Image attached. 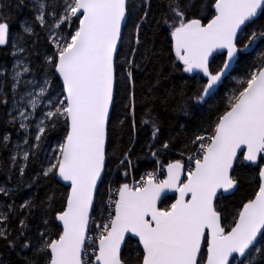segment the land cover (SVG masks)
I'll return each mask as SVG.
<instances>
[{"label":"snow or ice","instance_id":"snow-or-ice-1","mask_svg":"<svg viewBox=\"0 0 264 264\" xmlns=\"http://www.w3.org/2000/svg\"><path fill=\"white\" fill-rule=\"evenodd\" d=\"M31 5V20L14 32L12 4L0 0V49L12 58L0 63V108L5 124L23 132L22 144L0 135L9 152L0 167L18 176L16 190L0 186V196L49 180L66 191L59 207L54 194L4 202L0 241L9 254H24L23 264H264V0H167L159 19L152 0ZM153 23L164 29L172 73L195 81L180 92L185 115L218 94L220 102L172 159L176 138L160 139L158 121L144 120L152 126L148 154L161 166L137 179L135 139L117 156L111 113L126 100L135 131L134 72L141 33ZM141 55L149 59L147 50ZM53 131L61 138L25 181ZM35 211L43 230L30 223Z\"/></svg>","mask_w":264,"mask_h":264},{"label":"trees","instance_id":"trees-1","mask_svg":"<svg viewBox=\"0 0 264 264\" xmlns=\"http://www.w3.org/2000/svg\"><path fill=\"white\" fill-rule=\"evenodd\" d=\"M140 0H136L139 4ZM12 4V8L9 10L12 17L11 23L14 26L13 31H20L18 27L20 22L25 20H31L33 13L31 12V0H24V5L17 8L18 0H9ZM153 15L159 19L161 13L167 11V0H152ZM129 22V32L131 31V23ZM37 31H40L37 29ZM163 28H157L153 23L151 26L144 28L141 36L144 40L143 46L139 49L136 63L140 65L134 72V80L136 83V124L135 131L131 128V116L125 118L126 111L124 104L126 100H121L118 106L111 113L112 122L114 128L110 131V139L113 147L116 149L117 156H120V152L127 148L130 138L135 139V147L133 149L134 155L132 156L134 167L131 169L132 174L138 178L142 173L153 170L160 164H154V158L148 154V145L152 143L151 123H143L144 120L151 121L155 118L161 126L162 133L160 139H167L168 137H175L177 147L172 154H169L167 159H172L173 156L179 152L180 142L190 135L193 129H198L201 125L206 124L215 115L216 106L220 102V95L218 94L213 99L209 100L207 104L198 105L195 108L188 109V114L181 110L183 104V98L180 95L181 91H190L195 87V81L191 76L187 74H173L168 60L166 59V52L164 51L166 45L163 40L162 33ZM43 33L41 32L40 43L37 44L36 50L43 51ZM148 51L149 59L145 60L141 54ZM163 55L153 56L152 53H161ZM255 59V55L249 58V62ZM12 60L4 49H0V63L8 64ZM219 63V60H217ZM234 75H243V67L237 70ZM157 80L160 81L159 85H156ZM234 83V81H233ZM155 86V87H154ZM223 95H227V89H221ZM147 107H151L152 115H145ZM5 114L2 108H0V135L5 131L12 133V142H20L22 144L21 137L23 136L22 130L14 129L5 124ZM123 120V124L120 121ZM34 127V126H33ZM62 136V133L53 131L49 135L48 141L43 145L44 151L39 153L33 163L29 165L27 170L25 181L28 180L44 162V156L46 150L53 146ZM12 147V145H10ZM155 150V149H153ZM14 154V153H13ZM9 152L0 148V161L7 162ZM160 159L163 163H167L165 156L160 154ZM115 168V162L112 165ZM11 176V179H9ZM18 183V176L14 173H9L7 167H0V186H6L13 191L16 190ZM65 186L57 182L56 180L43 181L32 187H28L25 182L23 187L18 193L11 199L0 196V211H6L3 207L5 201L7 203L19 206L25 200L31 198L45 199L47 195H55V206L59 207L63 194L65 193ZM172 196H170L167 203H171ZM40 211H35V215L31 218V225L33 227L40 225L43 230V225L40 221ZM17 226L16 217H13L12 227ZM17 256L15 252L9 254L8 249L5 247L4 242L0 241V259H4L10 262V264H23L22 256ZM30 255V253L28 254Z\"/></svg>","mask_w":264,"mask_h":264},{"label":"water","instance_id":"water-1","mask_svg":"<svg viewBox=\"0 0 264 264\" xmlns=\"http://www.w3.org/2000/svg\"><path fill=\"white\" fill-rule=\"evenodd\" d=\"M187 75H189V74H187ZM190 76V75H189ZM60 183H62L63 185H64V182H62V181H59ZM175 194H169V196H174Z\"/></svg>","mask_w":264,"mask_h":264},{"label":"built area","instance_id":"built-area-1","mask_svg":"<svg viewBox=\"0 0 264 264\" xmlns=\"http://www.w3.org/2000/svg\"><path fill=\"white\" fill-rule=\"evenodd\" d=\"M158 167H160V166H158ZM150 171H152V170H150ZM147 172H149V171H147ZM145 173H146V172L142 173L140 176L144 175ZM140 176H139V177H140ZM139 177H138V178H139ZM138 178H137V179H138Z\"/></svg>","mask_w":264,"mask_h":264}]
</instances>
